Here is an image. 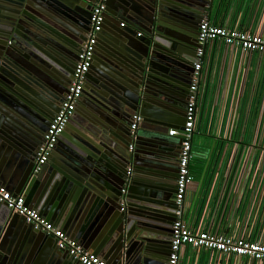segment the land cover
<instances>
[{
    "label": "crops",
    "instance_id": "obj_1",
    "mask_svg": "<svg viewBox=\"0 0 264 264\" xmlns=\"http://www.w3.org/2000/svg\"><path fill=\"white\" fill-rule=\"evenodd\" d=\"M70 2L71 6L62 0H0V46L6 37L10 43L8 58L3 61L0 56L5 70L0 76V185L12 194L42 141L44 133L39 138L34 133L38 135L46 127L64 98L80 40L89 29L91 0ZM110 3L107 8L114 15L108 13L103 24V40L94 52L73 119L60 133L32 192L23 188L20 194L29 208L52 225L106 263L116 264L117 253L122 251L130 257L132 241L142 236L137 235V229L131 241L123 236L118 243L121 232L112 225L114 218L107 216L106 208L121 212L122 188L126 189L123 212L135 214L149 205L165 210L168 207L170 214L180 138L170 136L168 131L181 129L189 74L188 70L166 69V65L148 58L133 59L152 48L149 33L143 28L149 6L140 0ZM22 6L27 8L25 15ZM188 8L193 14L198 12L194 3ZM207 12L216 24L264 33V0H213V8ZM117 30L122 32V39H113ZM175 43L184 45L180 39ZM202 72L207 76L208 97L204 98L192 136V180L185 194L184 219L194 218L200 226L225 232L262 236L264 216L252 205L261 193L255 192L251 199L248 192L239 201L233 174L226 173L230 142L217 135L215 127L225 112L236 111L240 96L259 95L260 91L254 93L252 87L263 86L264 90V55L250 53L244 57L240 51L216 43L206 52ZM17 75L21 81H17ZM166 87L169 94L175 92L178 101L161 95ZM217 99L223 103L220 109ZM135 113L142 117L135 130L139 160L134 167L126 164L128 175L125 162L115 152L129 140V122ZM104 127L109 128L112 138ZM245 135L252 138L249 130ZM155 136H160L155 147L167 164L147 168L143 149ZM112 141L114 149L109 146ZM119 165H123L122 176L115 184L112 170ZM166 173L171 175L167 177ZM226 176L227 184L223 179ZM160 187L170 188L171 201L166 204L156 193ZM11 214L0 230V264H78L59 254L47 235L45 242L30 236L27 224L20 218L10 220ZM254 223L261 226L253 229L250 224ZM160 232L162 235L149 234L145 244L148 249L141 248L144 252L130 257L129 264H166L169 239L167 233ZM215 260V254H198L186 247L179 264H216Z\"/></svg>",
    "mask_w": 264,
    "mask_h": 264
},
{
    "label": "built area",
    "instance_id": "obj_2",
    "mask_svg": "<svg viewBox=\"0 0 264 264\" xmlns=\"http://www.w3.org/2000/svg\"><path fill=\"white\" fill-rule=\"evenodd\" d=\"M208 1L210 3L206 8V13L198 24L196 60L192 65L193 70L184 106V123L181 129H169L168 131L170 136L180 138V146L173 198L176 205L175 219L170 226V246L166 264H179L182 252L186 247L192 248L198 254L203 251L215 254L216 264H264V235L225 232L212 227L200 226L195 223L194 218L184 219L185 194L192 180L189 170V162L192 157V136L200 111L206 102L204 98L208 97L207 76L202 72L206 52L210 51L216 43H221L230 50L240 51L244 57L250 53L264 55L263 32L216 24L211 21L207 12L208 9H212L210 5L213 0ZM106 2L107 0H93L89 29L80 45L72 78L64 98L50 120L41 143L36 148L33 174L40 171L47 162L82 94L85 77L92 64L96 49L98 33L104 22ZM252 88L254 93L260 91L259 95L244 98L240 96L239 104L235 106L236 111L233 109L231 112H225V117L216 124L215 133L230 142L226 173L229 176L233 174L232 178L236 181L235 191L238 190L236 192L239 201L248 192L251 199L255 192L261 193L260 198L252 205H256L259 214L264 216V197L262 198V193L264 194V90L263 86ZM217 100L218 109H220L223 107V103L220 99ZM141 121L140 114L135 113L131 116L129 127L132 140L135 138V130ZM247 130H249V134L251 133L252 138L250 139L246 138ZM133 146L131 143L129 150H132ZM127 173L130 174V169L127 170ZM223 179L227 184V176ZM225 183H223V193H225ZM125 192L126 189L122 188L121 210L125 205ZM0 202L4 203L11 213L22 216L25 223L31 225L33 229L53 238L57 249L67 253L79 264H108L52 225L38 211L29 208L22 194L14 195L0 185ZM250 226L253 229H258L261 225L254 223Z\"/></svg>",
    "mask_w": 264,
    "mask_h": 264
},
{
    "label": "water",
    "instance_id": "obj_3",
    "mask_svg": "<svg viewBox=\"0 0 264 264\" xmlns=\"http://www.w3.org/2000/svg\"><path fill=\"white\" fill-rule=\"evenodd\" d=\"M126 1L127 0H121L122 3H126ZM140 1H142L145 5L149 6L148 9L146 8V11L148 13V17H145L143 19L144 23H145L143 28H145V31L147 33H149L148 43H150L152 48L149 49V51L144 50L141 54L138 53V55H136L135 58H133V59H135V60L139 59L140 60V58H143V59L148 58L149 60L157 61L158 64H160V65L161 64L166 65V69H177L179 71L186 72L188 70L187 69V67H188L192 71L193 70L192 65H193L194 61L196 60L195 50L197 47V42H196L197 39L193 40L192 36L189 35V31H191V29L194 26H197V28H198V24H199L200 20L202 19L203 15L206 13V8L208 7L210 2L208 0H140ZM62 3H65L68 6H71L70 0H62ZM92 3H93V0H91L90 10H91ZM106 3H107V5L111 4L110 0H107ZM193 3H194L195 8L198 10V12H196V14L191 13L190 9L188 8ZM210 6H212V8H213V1H211ZM22 7H20L21 9H23L22 14L25 15L27 8H26V6H22ZM107 7H106V11H105L104 22H105L106 17L109 16L108 13L112 14V12L110 10H108ZM44 8H45V10H48L49 7L45 4ZM112 15H114V14H112ZM89 17H90V11H89ZM89 17H88V28H89ZM104 22H103V24H104ZM102 27H103V25H102ZM17 32L18 31L15 30L14 34ZM155 32H158L160 36H158V34ZM101 33H102V28H101V31L98 33V41H97L98 44H96L97 48H99L98 45L100 43V40L101 41L103 40V38L101 37ZM85 34L86 33H84V36H85ZM121 34H122V32L120 30H117V33L114 34L113 39H122ZM164 37H166V38L168 37V40L165 41ZM188 37H190V38H188ZM126 38H128V36ZM179 39L183 41V44H184V45L182 44L183 47L179 46L178 44L175 43V41H177ZM8 40H9L8 37H6L2 46H0V56H3V61H5L9 56V50L8 49L10 48V43ZM81 43H80V45H81ZM2 71L5 72L3 62L0 65V76L2 75L1 74ZM168 73H169V70L167 71V75H168ZM3 81H5V79ZM0 83H1V81H0ZM188 84H190V81ZM1 90L2 89L0 87V100L3 99ZM65 91H66V89H65ZM65 91H64V93H65ZM46 93H47V95L50 94L47 91L45 92V94ZM161 95H163V97H165V98H169V99H172L174 101H178L175 92L172 94H169V90H167V87L163 90V92H161ZM72 117H73V115L71 116L67 125H69L70 122L72 121V119H73ZM49 122L50 121L47 122V125L45 128L41 129V131L38 135H36L34 133V136H37V138H39L41 136V134H43L45 132V130L47 129ZM183 123H184V119H183V122L181 123L179 128H182ZM129 125H130V122H129ZM104 128L106 129L107 133L110 134L109 128L108 129H107V127H104ZM128 136H129V140L127 141V139H126L123 141V142H125L124 147L121 148V146H120L119 147L120 149H117L115 153H117L118 157L121 158L120 161L125 162V166H126V164H128V165L130 164L131 167H132V165L134 167V165H135L134 162L136 160H139L138 155H136V150L138 149L139 142H138V138L136 136V132H135V138L132 140L131 133H130V127L128 128ZM112 137L113 136L110 134V138H112ZM158 137H160V136L152 137L150 139V141L147 142V145L149 147L147 146V148L143 149V151H145L144 155L146 156L143 161L145 163H147V168H150V166H152L154 168V166H157L160 164L162 165V164L166 163L165 161L161 160L160 152H159V150L156 149L157 147H155L156 144H158V141H157ZM131 143L133 145H134V143H136L137 148L135 149L133 146V149L129 150V145ZM38 145L35 147V150L33 151L32 162H31V165H30L27 173L24 174V176L21 178L19 184L16 186V189L13 190L14 194H16V195L20 194V192L23 188H24L23 189L24 192H32L31 191L32 187L34 188L36 181L40 177V173H41L40 171L42 170V168H44L45 164L41 167L39 172L34 173V174L32 173L35 151H36V148L38 147ZM109 146H112L113 149L115 148L113 141L111 143H109ZM179 146H180V141L178 144V149H179ZM139 149H140V147H139ZM53 151L51 152L50 156L53 154ZM137 152H138V150H137ZM50 156H49V158H50ZM167 158L168 157L164 158V156H163V159H167ZM128 165L126 166V170H127ZM125 166H124V172H125ZM121 168H123V165L116 166L112 170L115 173V178H114L115 184H118L119 180L121 179V176H122V169ZM176 171H177V169H175V176H176ZM166 175L168 177L171 174L166 173ZM174 191L175 190L173 188V191H172L173 194H174ZM168 192H170V188L167 189L164 187H160L159 189H157L156 193H158L159 196L161 197L160 200L162 203L166 204L171 199V197L168 196ZM147 201H148V199H147ZM46 204H47V202H46ZM0 205L4 207V209L1 208L3 210H2V214L0 215V230H1L2 227L5 225L8 214L9 213L11 214V211L4 205V203L0 202ZM169 208H170V214L167 212V210H169L168 207L165 210V208L156 209V208L149 206V205L144 206L142 209L135 212V214H133V212L129 213L128 211L123 212L124 210L123 211L121 210V205L119 206V210L121 212H117V211H115V209L108 208V207L106 209H107V216L110 219L114 218L112 221V225L115 226L119 232H121L118 235V238H119L118 243L123 240L122 239L123 236L125 237L124 239L130 238V241H131V238L135 235V230L139 229V232L137 233V235H142V236H141V240L139 239V240L132 241L133 249L130 253V257H132L138 252H141V253L144 252L141 248H144L145 250L148 249L147 245H145L147 243L146 238L151 233H156L158 235H162L161 234L162 232H160V231L163 230L168 235L167 236L169 239L168 245L170 246V226H171L172 221L175 219L174 211L176 208V205L174 203L173 198H172V201L170 203ZM4 212H5V214H4ZM11 215H12V217L10 218V220H12V218L13 219L20 218L25 223V220L22 216H20L16 213H12ZM27 227L29 228L28 232L30 233L29 234L30 236L40 237V239H38V240L40 242H43V241L45 242V236L46 235L44 233H42L41 231L33 229L31 227V225H29V224H27ZM32 230L37 234H35ZM50 239H53V238L50 237ZM130 241H128V242H130ZM54 243H55V240H54ZM55 246H56V243H55ZM56 250L59 254H61V255L63 254V255H65V257L67 256L68 259H71L72 261L78 263L77 261L73 260L67 253H65L61 250H58L57 247H56ZM167 253H169V248H168ZM127 255H128V253L124 255V252H122V251L118 252L117 256H116V260H117L116 264H119V263L120 264H129L130 257H127Z\"/></svg>",
    "mask_w": 264,
    "mask_h": 264
},
{
    "label": "flooded vegetation",
    "instance_id": "obj_4",
    "mask_svg": "<svg viewBox=\"0 0 264 264\" xmlns=\"http://www.w3.org/2000/svg\"><path fill=\"white\" fill-rule=\"evenodd\" d=\"M197 30H198V28H197V26H194L192 29H191V31H190V35L192 36V39L194 40V39H196L197 38ZM84 40V38L82 37L81 38V40H80V43L82 42ZM78 52L79 51H77V55H78ZM77 55H76V58H75V60H74V62H73V64H72V67H71V71H73L74 70V67H75V64H76V60H77ZM71 73V72H70ZM189 75H188V80L190 81V78H191V75H192V71H191V69L189 68L188 69V72H187ZM73 74V73H72ZM16 79H17V81H21V76L20 75H17L16 77H15ZM71 78L72 77H70L69 78V80H68V85H69V83H70V81H71ZM189 81H188V83H189ZM67 85V86H68ZM66 92V91H65ZM187 94H188V88H186V97H187ZM178 154H179V149H178ZM176 169H177V166H176Z\"/></svg>",
    "mask_w": 264,
    "mask_h": 264
}]
</instances>
